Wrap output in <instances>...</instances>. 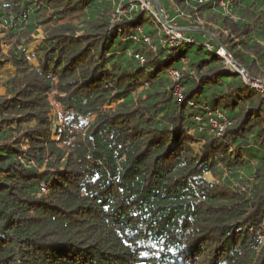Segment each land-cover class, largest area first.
I'll return each mask as SVG.
<instances>
[{"label":"trees","instance_id":"obj_1","mask_svg":"<svg viewBox=\"0 0 264 264\" xmlns=\"http://www.w3.org/2000/svg\"><path fill=\"white\" fill-rule=\"evenodd\" d=\"M159 2L0 0V264H264V0Z\"/></svg>","mask_w":264,"mask_h":264},{"label":"built area","instance_id":"obj_2","mask_svg":"<svg viewBox=\"0 0 264 264\" xmlns=\"http://www.w3.org/2000/svg\"><path fill=\"white\" fill-rule=\"evenodd\" d=\"M233 1L234 0H217L216 3H217L218 8L221 10V12L224 15H229L232 11ZM139 2H140L142 9L149 10L152 13L154 19L161 23L162 29H163L164 33L167 35V38H168V41L170 44H174L175 40H180V39H186L187 41H191L190 39L184 37V31L176 30L174 28L175 24H174L173 20H167V17L165 16V20H166L167 24L162 23L157 12L153 9L152 6H150V4L147 1L139 0ZM199 2H204V0H199ZM123 13H124V10L120 9L118 7L115 10V14L112 15V18L114 20L115 19L117 20V19H119V16H121ZM218 52L224 58H226V60L229 64H232L231 58L227 54H224L221 49H219ZM170 73L175 79L178 78V72L177 71L172 70V71H170ZM240 73L243 75V73L241 71H240ZM255 86L259 87V85L257 83L255 84ZM180 89L181 88L179 86L175 87V94L177 97H181ZM211 114L212 113H210V111L207 112V115H211ZM213 116H215V117H213ZM213 116H211L210 122L212 123L213 127H215L216 129H218L219 132H221L225 126V118L219 112H215L213 114Z\"/></svg>","mask_w":264,"mask_h":264},{"label":"water","instance_id":"obj_3","mask_svg":"<svg viewBox=\"0 0 264 264\" xmlns=\"http://www.w3.org/2000/svg\"><path fill=\"white\" fill-rule=\"evenodd\" d=\"M150 1V3H151V5H152V7H153V9L157 12V14L159 15V17H160V20H161V22L162 23H164V24H167L166 23V20H165V16H164V13H163V9H162V7H161V4H160V2H159V0H149ZM176 30H181V31H191V32H194V31H203V32H205V33H207V34H209V35H211V33L210 32H208V31H205V30H203V29H201V28H195V27H174ZM216 39V38H215ZM221 48V50H222V52L224 53V54H227L229 57H231L230 56V54H229V52L225 49V48H223L222 46H220ZM231 62L232 63H234V65L238 68V69H240L241 70V72L243 73V75L247 78V79H251L250 77H249V75L247 74V72L242 68V66L240 65V64H238V63H236L233 59H231ZM254 81H255V83H257V84H263L264 85V80H262V79H253Z\"/></svg>","mask_w":264,"mask_h":264},{"label":"rangeland","instance_id":"obj_4","mask_svg":"<svg viewBox=\"0 0 264 264\" xmlns=\"http://www.w3.org/2000/svg\"><path fill=\"white\" fill-rule=\"evenodd\" d=\"M34 38H35L36 41L39 40V37H38V36H35ZM33 46H34V43H33ZM33 46H32V49H33ZM204 50H205V48H204ZM4 67H6V68H5L3 71H1V75H2V77H3V74H5V71L7 72L8 69H10V68L7 67V66H4ZM40 69H41V68H40ZM41 70L48 71V69H41ZM68 80H69V81H74V78L71 76L70 78H68ZM3 92H4V88H3L2 83L0 82V94H3ZM55 109H56V107H55ZM207 177L210 178V175H207Z\"/></svg>","mask_w":264,"mask_h":264}]
</instances>
